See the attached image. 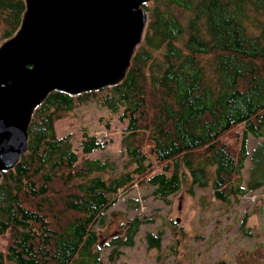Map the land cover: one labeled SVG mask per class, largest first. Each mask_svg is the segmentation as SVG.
Here are the masks:
<instances>
[{
  "label": "trees",
  "instance_id": "obj_1",
  "mask_svg": "<svg viewBox=\"0 0 264 264\" xmlns=\"http://www.w3.org/2000/svg\"><path fill=\"white\" fill-rule=\"evenodd\" d=\"M143 6L147 22L122 80L77 94L54 89L34 108L27 149L0 178V238L8 239L0 264L113 263L120 246L133 245L142 219L131 217L112 235L106 259L96 227L117 193L138 177L147 175L152 192L166 201L181 186L182 166L221 201L264 185V0ZM24 9L25 0H0V41L15 33ZM89 100L113 112L122 107L130 169L104 176L113 163L79 158L70 136L57 135L55 121ZM250 134L262 139L250 153L245 183ZM145 144L163 163L160 171L151 173ZM80 145L87 153L102 142L84 131ZM159 233H145L148 246H160Z\"/></svg>",
  "mask_w": 264,
  "mask_h": 264
},
{
  "label": "rangeland",
  "instance_id": "obj_2",
  "mask_svg": "<svg viewBox=\"0 0 264 264\" xmlns=\"http://www.w3.org/2000/svg\"><path fill=\"white\" fill-rule=\"evenodd\" d=\"M3 40L5 38L0 43ZM121 110L122 107L113 112L100 101L89 100L57 119L55 131L57 135L70 136L79 158L98 157L113 163L112 168L102 172L108 177L132 167L121 144L127 124V119L120 117ZM84 131L96 135L102 146L81 152ZM261 139L251 134L248 137L249 156L242 169L245 183L251 164L250 153ZM230 140L235 144L236 135ZM148 146L145 144L143 150L148 154L147 161L153 164L151 173L160 171L163 163L148 151ZM182 169L185 173L181 186L168 195V201L152 192L153 185L146 180L147 175L138 177L117 193L116 202L106 210L103 224L96 227L101 256L106 259L110 246L105 244L113 234L122 233V225L128 219L138 215L142 222L133 245L120 246V256L106 264H221L220 261L224 264H264V185L248 190L238 199L231 197L229 201H221L214 196L210 185L194 184L189 171L183 166ZM149 230L160 232L159 247L147 245L145 233ZM7 243L6 237L0 238L2 249Z\"/></svg>",
  "mask_w": 264,
  "mask_h": 264
},
{
  "label": "water",
  "instance_id": "obj_3",
  "mask_svg": "<svg viewBox=\"0 0 264 264\" xmlns=\"http://www.w3.org/2000/svg\"><path fill=\"white\" fill-rule=\"evenodd\" d=\"M148 1L25 0L19 27L0 43V178L26 151L32 112L49 91L77 94L123 79Z\"/></svg>",
  "mask_w": 264,
  "mask_h": 264
}]
</instances>
